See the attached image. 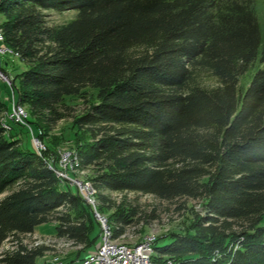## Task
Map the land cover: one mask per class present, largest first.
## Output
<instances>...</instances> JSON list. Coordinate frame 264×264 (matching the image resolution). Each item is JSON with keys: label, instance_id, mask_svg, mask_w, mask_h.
<instances>
[{"label": "trees", "instance_id": "1", "mask_svg": "<svg viewBox=\"0 0 264 264\" xmlns=\"http://www.w3.org/2000/svg\"><path fill=\"white\" fill-rule=\"evenodd\" d=\"M67 11L69 20L48 21ZM0 34L22 64L8 84L26 112L25 125L6 119L0 98V247L52 222L78 256L100 237L94 212L112 239L138 220L137 207L106 192L140 193L202 208L153 240L151 264H264V14L260 24L255 0H0ZM67 118L62 138L76 169L91 172L94 208L54 173L60 154L47 136ZM32 127L43 154L22 142ZM47 250L18 242L0 264H38Z\"/></svg>", "mask_w": 264, "mask_h": 264}, {"label": "rangeland", "instance_id": "2", "mask_svg": "<svg viewBox=\"0 0 264 264\" xmlns=\"http://www.w3.org/2000/svg\"><path fill=\"white\" fill-rule=\"evenodd\" d=\"M255 11L258 20L261 24L264 14V0H255ZM73 15L74 13L72 11H67L61 14L50 13L48 16V21L52 24H60L72 18ZM0 59H6L8 61L7 65L4 66V71L9 77L7 79V76L5 75L8 82L3 79H0V98L7 105L10 104L12 99L13 102L16 104L8 83H10V80L14 77V75L22 69V64L9 51H4L3 53H1ZM262 66H264V63L262 64ZM252 72L253 68L248 71V78L252 74ZM206 83L212 84L213 81L211 79H208L206 80ZM9 107L10 108H8L6 112H10L12 110V107ZM82 108V102L78 101L76 102V104L72 105L71 113L76 114ZM22 110L24 109L22 108ZM7 116L8 114L5 113L4 117L6 119H8L9 117ZM71 121L72 118H67L65 120L59 121L47 136L49 137V140H51L52 137H56L55 149L59 152L61 158L64 154L67 161H70L73 157L70 148L71 142L62 138V135L63 137H66L65 133L68 131L67 129ZM25 127L28 128V126ZM31 130L32 132L29 131L28 134L25 132L26 130L22 131V142L25 144V142L27 143V139L31 140L33 148L37 150V147L33 143V139L31 136V133L37 135V130L35 127H32ZM39 144H41V142H39ZM40 152L43 154V152H45V149H41ZM68 163L65 168L67 172L71 174V178H73L80 184H84L86 182L89 183L88 177L91 174L90 171H80L76 168L71 169ZM74 187L77 189L76 186ZM106 193L111 197V199L115 201L125 199L126 202L137 207V222L126 227L123 234L115 240L117 243H123L128 246L149 242V246L151 247L153 240L159 237H163L166 234L171 233L172 231H180L185 229L188 225V222L192 218L191 212L201 213L202 211L201 202L199 200L181 198L167 201L159 199L150 194L108 192ZM100 218L102 219L103 217L100 216ZM94 219L97 222L101 231L100 220L95 215ZM104 224L106 225L105 219ZM261 224L264 225V218ZM54 231L55 226L52 222L40 224L35 228L34 232H32L31 234L19 235L17 237L5 240L1 244L0 252L15 247L16 243L18 242L27 246L28 248L42 245L48 247V250L44 252L43 256L37 259L38 264H51L52 259L56 257L58 258L59 264H82L83 259L95 253L96 248L100 245L101 239L99 237L92 244L87 246L84 250L80 251L78 256H76L77 252L79 251V247L71 245L68 241L64 239H58L54 237ZM95 233L96 232L94 231V234Z\"/></svg>", "mask_w": 264, "mask_h": 264}, {"label": "built area", "instance_id": "3", "mask_svg": "<svg viewBox=\"0 0 264 264\" xmlns=\"http://www.w3.org/2000/svg\"><path fill=\"white\" fill-rule=\"evenodd\" d=\"M2 41V36L0 34V43ZM7 51L0 45V54ZM0 79L7 81L6 76L0 72ZM12 107L8 114V118L14 120L15 122L26 124L24 118L26 113L22 108L12 101L9 104ZM3 127L8 130L9 127L3 123ZM33 143L37 147V151L40 152L44 147L39 144L36 138H32ZM61 158V156H60ZM69 162V163H68ZM67 163L71 169L77 167V159L75 156L72 157L70 161H67L64 154L58 161V167L54 169V173L59 180L61 186H71L77 187L79 194L92 208H94L96 202L93 197L94 189L90 186V183L86 182L84 184L78 183L76 180L70 177L69 172L66 170ZM94 215L101 222V234H100V245L96 248V252L89 255L83 259L82 264H151L149 255L151 253V248L149 242L140 243L137 245L128 246L123 243H117L111 238V233L107 225L104 224V218H100L98 214L94 212ZM51 264H59L58 258H53ZM169 264V263H168Z\"/></svg>", "mask_w": 264, "mask_h": 264}, {"label": "crops", "instance_id": "4", "mask_svg": "<svg viewBox=\"0 0 264 264\" xmlns=\"http://www.w3.org/2000/svg\"><path fill=\"white\" fill-rule=\"evenodd\" d=\"M8 106H10V105H8ZM8 108H10V107H8Z\"/></svg>", "mask_w": 264, "mask_h": 264}]
</instances>
